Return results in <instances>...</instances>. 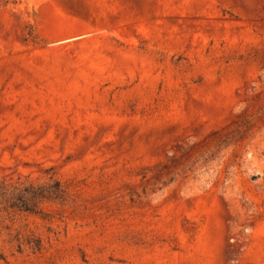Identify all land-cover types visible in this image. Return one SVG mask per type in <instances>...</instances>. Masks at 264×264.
Instances as JSON below:
<instances>
[{
  "label": "rangeland",
  "instance_id": "1",
  "mask_svg": "<svg viewBox=\"0 0 264 264\" xmlns=\"http://www.w3.org/2000/svg\"><path fill=\"white\" fill-rule=\"evenodd\" d=\"M0 264H264V0H0Z\"/></svg>",
  "mask_w": 264,
  "mask_h": 264
}]
</instances>
